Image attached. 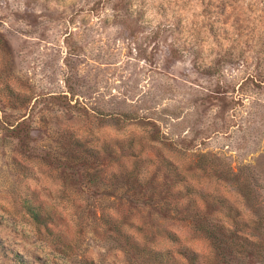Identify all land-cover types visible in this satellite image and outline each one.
Listing matches in <instances>:
<instances>
[{"label":"rangeland","instance_id":"obj_1","mask_svg":"<svg viewBox=\"0 0 264 264\" xmlns=\"http://www.w3.org/2000/svg\"><path fill=\"white\" fill-rule=\"evenodd\" d=\"M134 176L203 218L264 199V0H0V264H143L117 230L216 264Z\"/></svg>","mask_w":264,"mask_h":264},{"label":"trees","instance_id":"obj_2","mask_svg":"<svg viewBox=\"0 0 264 264\" xmlns=\"http://www.w3.org/2000/svg\"><path fill=\"white\" fill-rule=\"evenodd\" d=\"M166 169L167 176L173 181L181 178L175 166L166 160L162 162ZM138 164H136V167ZM235 181H239L238 175L234 174ZM132 180V179H131ZM172 181V182H173ZM256 187L263 188L264 184L258 180ZM144 183L140 177L133 178L131 190L128 197L132 201L143 200L147 207L153 209L160 217L179 216L186 219L191 226V215H193V230L204 236L211 242L214 249L216 264H264V199L260 196L254 197V202H249V215L244 210L230 205L226 201L214 198L218 209L210 210L211 212L204 218L200 210L191 211V200H187L186 207L181 205L178 207L182 193L172 194L171 186L169 189L163 183ZM175 183V182H173ZM248 197L253 193V188L247 181H243ZM166 188V189H165ZM255 190V189H254ZM176 202L171 204V200ZM256 200V202H255ZM212 204L216 205L214 202ZM248 210V209H247ZM27 211L33 219L42 218L40 209L33 205H27ZM226 217L229 221L220 218ZM111 219H107L106 223H111ZM117 233L124 237L129 245L128 255L141 258L143 264H201L200 256L192 251L188 246L181 244L179 238L173 232H168V237L177 244V248H158L157 243L140 242L134 236L122 234L120 230Z\"/></svg>","mask_w":264,"mask_h":264},{"label":"built area","instance_id":"obj_3","mask_svg":"<svg viewBox=\"0 0 264 264\" xmlns=\"http://www.w3.org/2000/svg\"><path fill=\"white\" fill-rule=\"evenodd\" d=\"M59 263H60V264H67L66 261H65L63 258H60V259H59Z\"/></svg>","mask_w":264,"mask_h":264}]
</instances>
